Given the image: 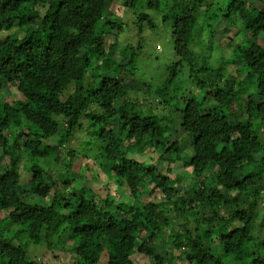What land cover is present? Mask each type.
<instances>
[{
  "label": "trees",
  "instance_id": "16d2710c",
  "mask_svg": "<svg viewBox=\"0 0 264 264\" xmlns=\"http://www.w3.org/2000/svg\"><path fill=\"white\" fill-rule=\"evenodd\" d=\"M111 1L0 0V264L55 248L68 264H264V5ZM149 11L176 58L148 85L156 105L125 86L127 20L140 38ZM218 24L233 35L211 66L195 31L212 55ZM184 64L185 91L164 97ZM179 165L193 182L177 190ZM96 168L129 199L89 188Z\"/></svg>",
  "mask_w": 264,
  "mask_h": 264
},
{
  "label": "rangeland",
  "instance_id": "374dc122",
  "mask_svg": "<svg viewBox=\"0 0 264 264\" xmlns=\"http://www.w3.org/2000/svg\"><path fill=\"white\" fill-rule=\"evenodd\" d=\"M177 1L178 0H169L168 3L166 4L174 5L175 3H177ZM112 2L113 1L109 0V3H112ZM250 2L254 3L255 6H259V7L264 5L263 0H250ZM115 9L116 10L120 9L119 5H116ZM148 14L153 19V23L155 27L150 30L148 28H144L143 34L140 36V38H138V36L135 37L136 26L134 25L133 27L132 20L131 19L127 20L129 21L127 22L128 25L130 26L131 30H133L131 34V37L132 36L133 37L126 44L132 45V49L136 52V57L134 59L135 68L133 66L131 67V70L134 72L135 77L128 79L125 82V86L127 89L132 90L131 92H129V97L132 100H138L139 102H145V103L153 102V104L156 105L158 104L157 100L155 99H153V101L149 100V96H148L149 93L146 94L147 91H150L148 85L158 84V83L163 82L161 83V86L162 85L164 86L166 83L164 82L165 73L163 72V69H165L169 64H171L176 58L174 54L173 40L171 38V27H170L171 24L169 22L163 24L161 21V14L158 12L156 13L155 11L154 12L149 11ZM224 26H225L224 24H218L214 27L215 31L213 34V38L215 42H213V46H212V55H211V52H207L208 49H205L204 47L205 45L201 44L202 38L201 37L199 38L200 35L198 34L200 27L197 28V30L195 31V39H196L195 42L200 41V43L199 45H194L193 50L196 52H199L201 50V52L203 53L205 52L206 54H208L209 56L208 62L211 66H216L217 62L215 58H217L220 55L218 52V50L220 49V46L222 49L225 50L227 48L225 47L226 44L230 41L231 35H233L232 32L231 33L229 32L230 34L229 33L227 34ZM108 39H110L111 41H114L112 35L108 37ZM235 40L237 41L238 39H235ZM205 41H206V36L204 35L203 42ZM235 43L236 42H234V44ZM137 47L138 49H136ZM124 50H125L124 43H119L117 49L115 50V55H113V57H115V59L120 58V54ZM128 54H129V51H128ZM228 55L229 53L225 51V54L222 57H227ZM119 60H122V58H120ZM161 69L162 71L160 72ZM179 74H180V78L178 82L172 87H170L168 90L162 91L164 97L169 96L170 98L174 96L176 100V95H178V93L180 92V89L188 85L189 81L187 80L189 79L190 68L188 67L187 64L183 65V69L179 71ZM183 91L185 90H182L180 93H182ZM142 92L146 94L144 97H142L143 96ZM170 102H172V100H170ZM163 110H164V113L166 114L167 112L165 111V109ZM154 111H157V110H154ZM175 136L176 138L179 139L181 136V131L177 130L175 132ZM261 136H262V140L264 141V134H262ZM82 162H84V160ZM173 172L178 174L174 182V187L177 190L181 189L182 187L191 186L193 181H192V177L189 175L190 174L189 170L184 169L182 166L179 165V166L174 167ZM95 173L97 174L96 179L94 177L93 179L92 177L90 178L92 173L88 172L86 174L85 184L88 185L89 188H92L99 194H105L107 188L112 194H116V190H117L119 193H121V196H122L120 197V194H117L119 198H121L122 200L129 199V197L127 196L126 190H125V193H123L122 192L123 189H120V188L118 189L116 184L113 182L110 183L109 180L105 176L101 175L98 168H96ZM20 177H21V181H23L24 179L29 178L30 175L26 173L24 170L20 169ZM82 181L83 180L81 179V182L78 181V183L81 184ZM192 212H193V209H192ZM195 222H196V219H194L193 217L192 220L188 223V225L190 227L191 226L193 227ZM164 235L166 237L167 233H165ZM55 250L53 251V253H46L45 255L41 256L37 250L33 251V249H31L32 255H34L35 258H39L42 264H68L69 263L68 259L66 257L61 258V255ZM178 254L179 253L176 252V255Z\"/></svg>",
  "mask_w": 264,
  "mask_h": 264
}]
</instances>
